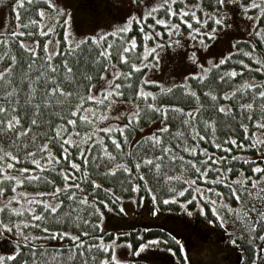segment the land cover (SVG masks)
<instances>
[{"label": "snow or ice", "instance_id": "1", "mask_svg": "<svg viewBox=\"0 0 264 264\" xmlns=\"http://www.w3.org/2000/svg\"><path fill=\"white\" fill-rule=\"evenodd\" d=\"M132 2L139 15L133 13L111 31L81 38L74 35L72 14L61 0H15L10 5L14 28L0 32V264H124L116 256L121 233H106L105 210L124 213V194L142 206L141 190L150 197V207L141 210L152 216L160 214L161 206L177 205L192 217L188 205L195 204L206 217L207 203L213 217L207 222L235 227L238 239L230 243L250 247L249 264H264V80L241 79L246 70L264 73V53L245 51L236 42L234 51L206 66L192 52L188 59L199 71L170 85L149 78L146 71L159 68L166 46H180L174 37L181 35V24L189 39L208 48L218 29L231 26L226 21L236 8L264 43V0H211V11L207 0ZM21 9L34 13L25 24L20 23ZM133 22L139 44L128 36ZM249 43L250 49L257 48ZM234 53L258 67L244 59L237 62L238 70L227 67ZM162 97L176 99L162 102ZM233 124L240 137H217L219 127L233 132ZM138 131L139 138L130 139ZM202 142L225 154L210 152ZM241 150H251L255 157ZM237 161L250 174L234 167ZM29 186L48 190L28 191ZM186 217L177 218L167 236L179 248L183 264H194L180 237L187 230L189 237L198 232L199 221ZM121 243L132 247L131 241ZM161 243L167 241L153 237L139 243L136 252ZM164 251L173 253V248Z\"/></svg>", "mask_w": 264, "mask_h": 264}, {"label": "rangeland", "instance_id": "2", "mask_svg": "<svg viewBox=\"0 0 264 264\" xmlns=\"http://www.w3.org/2000/svg\"><path fill=\"white\" fill-rule=\"evenodd\" d=\"M89 1L92 2L93 0H61V6L66 7L72 14V31L77 38L111 31L113 28L123 25L125 19L133 13L136 15L140 14L132 0H104L100 3L94 2V5H91L92 8L89 7V3L87 4ZM244 2L246 3L247 0H244ZM206 8L211 11V8ZM172 19L178 22L175 17ZM152 22L149 19L147 23L150 24ZM226 22L231 26L227 29H218V38L210 41L208 48H201L189 39L186 35L187 27L181 24V35L174 37L180 40V46H166L160 53L159 68L146 70L148 77L159 80L165 85L178 83L188 72L199 71L198 66L188 59L192 52L196 53L200 63L207 66L209 60L216 62L226 56L229 51H234L232 45L237 40L252 37V22L242 16L239 8L229 12V18ZM14 25L15 19L10 17L6 1L4 4H0V32L13 29ZM193 26L198 25L194 23ZM158 27L163 31L162 26ZM207 27L209 29L212 27L211 22ZM21 30L23 31V29ZM132 30L138 31L135 22H133ZM166 38L167 36H165ZM25 39L26 41L29 40V38ZM152 127L154 128V126ZM143 130L146 133L148 128ZM139 135L137 138H139ZM123 204L125 207L124 213H120L118 210L107 212L104 220V229L107 234L121 233L119 240H117V258L123 261L124 264L131 262L165 264L166 261L167 264H183L179 252L175 249H173V253L166 252L164 249L168 247L161 244L150 246L140 254H137L138 244L135 246L132 243L131 237L128 238V232L129 230L142 232L143 229L152 225L164 226L168 231L172 232L179 223L177 218L186 217V214L181 211L179 212V217L171 218L169 216L170 212L161 210L159 215L152 216L148 211L141 210V207L144 209L150 207V202L148 201H143L141 206L140 201H136L134 204L128 198H125ZM113 209H116V207H113ZM191 212L193 216L186 217L187 219L201 218L198 208L191 210ZM207 221L206 219H201V233H191L189 237L191 230H187L185 235L180 237V239L185 240L186 248L191 249L189 252L190 260L194 264H233L237 253V245L234 246L230 243L226 229H221L218 224H209ZM107 234L105 235L106 240L109 238ZM122 241H131L132 247L122 246ZM146 241L147 239H144L140 243ZM0 254H4L3 250H0Z\"/></svg>", "mask_w": 264, "mask_h": 264}, {"label": "trees", "instance_id": "3", "mask_svg": "<svg viewBox=\"0 0 264 264\" xmlns=\"http://www.w3.org/2000/svg\"><path fill=\"white\" fill-rule=\"evenodd\" d=\"M6 1H7V8H8V11H9V15H10V17L12 19H15V10L10 6L11 4H14L15 0H6ZM194 2H195V0H188V3H194ZM210 3H211V0H207V2L205 3V6L210 8V6H209ZM33 16H34V13L25 12L24 9H21L20 10V23L21 24H25L27 22V20L30 17H33ZM261 23L264 24V19L261 20ZM24 30L25 29H23V31ZM27 30H31V29H27ZM128 36L129 37L135 36L137 38V41H138V44H139V42H140V33H139V31L132 30L128 34ZM251 36H252L251 38L237 40L236 42H239V43H237V47H239L241 49H244L245 51L253 50V51L256 52L257 55H260V54L264 53V43H260L258 41V38H255L253 36V33H252ZM249 42H251L252 44H257V48L256 49H250V43ZM113 59L115 61V57H113ZM240 59H244L246 63H250L252 65L253 69L258 67L256 61L251 60L250 58L244 57L241 53H234L233 58L228 61L227 67H236L237 70H238L240 65L237 62ZM121 67L124 70H127V66L126 65H123ZM222 67H225V66H222ZM142 71H145V70H142ZM252 77H255V79H257V80H264V73H259V72H256V71L247 72V70H246L245 75L242 76L241 79H251ZM238 82H239V80H237V83ZM209 83L212 84L213 87H217V85L213 81L210 80ZM195 86H196L195 82H193V87H195ZM147 87L150 90H152V91H156L157 90L155 86L149 85ZM197 90L199 91V89H197ZM161 99H162V102H175L176 98L175 97H162ZM201 102H205V98L203 96H202V101ZM221 102H223V101H221ZM188 103H189V106L195 107V103L194 102H188ZM181 106H184V104L182 103ZM100 126L103 127L104 126V122H101ZM141 128L144 129V128H147V127H145V125L141 124ZM232 129H233V132H229L226 127H223V126L219 127L218 131H217V137L222 139L226 134H235V135H237V137H240V135H241L240 129L235 124L232 125ZM101 134L103 135V133H101ZM139 134H140L139 131L136 132L134 135L130 136V139H133V140L138 139L137 136ZM220 139H218L217 142H220ZM110 147H111V145H110ZM201 147H207L210 152H213L216 155H224L225 154L222 150L215 149L208 142H202ZM241 151L246 156L255 157V153L252 152L251 150H247V151L241 150ZM233 154H236V149L235 148H234ZM19 166H29V165H19ZM233 166L237 167V168L243 167V168H245V174H250L247 171V166L244 165L242 161L235 162V164ZM176 171L179 172L180 170L176 169ZM169 174H172V173H169ZM188 175H192V173H188ZM101 182L105 183L104 181H101ZM149 183L150 184L152 183L151 179H149ZM198 183H199V181H198ZM111 186H112L111 182L105 183V187H111ZM175 186L177 187V189H179L182 185L180 183H177ZM124 187L125 188L128 187L127 183L124 184ZM26 190H28V191H47L48 189L43 187V186H29ZM115 190L116 189L114 188V191ZM222 190H224L225 194L227 195V191L225 189H222ZM121 194H122L121 192L117 191V195H121ZM124 195H125V198H128V194H124ZM139 195L144 197V201L150 202V197L148 196V194L144 190H141ZM103 198L104 197L101 196V199H103ZM185 198H187V194H186ZM137 201H139V199H137ZM201 203H204V202L202 201ZM228 203L233 204V206H236L235 202H233L231 199L228 200ZM112 207H116V205L112 204ZM161 207H162L163 211L170 212L169 216L171 218L179 217V215H180L179 212L182 211V209L179 206H177V205H170V206H168L167 209L164 208V206H161ZM204 207H205L206 211H208V215L206 217L201 216V218L200 217H195L194 218V219H198V221H199L198 232H200V233L202 232V229L200 227L201 219L202 218L206 219V220L213 219L212 214L210 213V210H209L210 206L207 203H204ZM196 208L197 207H196L195 204H189L188 205L189 211L194 210ZM107 212L108 211L105 210V213H107ZM226 230H227V236L229 237L230 240L233 239V238H237L238 239V237L235 235V232H236L235 227H233L231 229H226ZM169 232L170 231H168L167 228H165L164 226L152 225L150 227H147L146 229H143L142 232H138L137 230L136 231L129 230L128 238L131 237L130 239L132 240V243L136 246L137 244H139L144 239L148 240V239H152L153 237H161L162 240L167 241V243H161V245H165L167 247H171V248L175 249L177 252L180 253L179 248L175 245V243L170 241V240H168L167 233H169ZM198 232H196V233H198ZM96 234H98V233H96ZM136 234H138V235H136ZM142 237H144V238H142ZM256 243L259 244L261 242L259 240H257ZM250 257H251V249H250V247H248L245 244L244 247L242 248L240 246V243H238L237 244V253H236V257H235V259L233 261V264H249V258ZM128 264H150V263H132L131 262V263H128Z\"/></svg>", "mask_w": 264, "mask_h": 264}, {"label": "flooded vegetation", "instance_id": "4", "mask_svg": "<svg viewBox=\"0 0 264 264\" xmlns=\"http://www.w3.org/2000/svg\"><path fill=\"white\" fill-rule=\"evenodd\" d=\"M102 1H104V0H93L92 2H87V4L89 5V7H91L92 8V6L91 5H94V2H96V3H100V2H102Z\"/></svg>", "mask_w": 264, "mask_h": 264}]
</instances>
